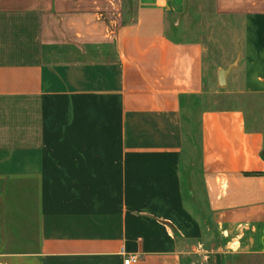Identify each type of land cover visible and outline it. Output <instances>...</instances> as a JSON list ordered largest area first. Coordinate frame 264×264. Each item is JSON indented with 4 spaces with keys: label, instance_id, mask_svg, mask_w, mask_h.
<instances>
[{
    "label": "crops",
    "instance_id": "0c3cea01",
    "mask_svg": "<svg viewBox=\"0 0 264 264\" xmlns=\"http://www.w3.org/2000/svg\"><path fill=\"white\" fill-rule=\"evenodd\" d=\"M184 1L0 0V264H264V0L222 88Z\"/></svg>",
    "mask_w": 264,
    "mask_h": 264
},
{
    "label": "rangeland",
    "instance_id": "374dc122",
    "mask_svg": "<svg viewBox=\"0 0 264 264\" xmlns=\"http://www.w3.org/2000/svg\"><path fill=\"white\" fill-rule=\"evenodd\" d=\"M177 19L175 28L181 39L203 40L209 47L207 63L212 72L231 64L226 60L234 57V34L227 21L214 15L211 0H185Z\"/></svg>",
    "mask_w": 264,
    "mask_h": 264
},
{
    "label": "water",
    "instance_id": "95a60500",
    "mask_svg": "<svg viewBox=\"0 0 264 264\" xmlns=\"http://www.w3.org/2000/svg\"><path fill=\"white\" fill-rule=\"evenodd\" d=\"M232 68V66L227 67L226 69L220 68L218 70L217 73V84L218 87H224L225 85V77L227 75V73L230 71V69Z\"/></svg>",
    "mask_w": 264,
    "mask_h": 264
},
{
    "label": "built area",
    "instance_id": "2783aa9c",
    "mask_svg": "<svg viewBox=\"0 0 264 264\" xmlns=\"http://www.w3.org/2000/svg\"><path fill=\"white\" fill-rule=\"evenodd\" d=\"M138 260H139V255L138 254L126 255L124 260H123V264L136 263Z\"/></svg>",
    "mask_w": 264,
    "mask_h": 264
}]
</instances>
